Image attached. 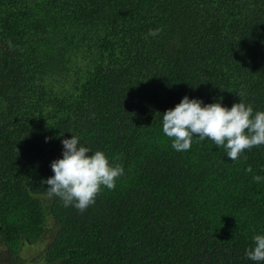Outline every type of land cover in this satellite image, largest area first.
Returning <instances> with one entry per match:
<instances>
[{"label": "trees", "instance_id": "16d2710c", "mask_svg": "<svg viewBox=\"0 0 264 264\" xmlns=\"http://www.w3.org/2000/svg\"><path fill=\"white\" fill-rule=\"evenodd\" d=\"M240 92L264 111V0H0V264H254L264 145L162 131L184 95ZM71 132L125 170L83 212L43 181Z\"/></svg>", "mask_w": 264, "mask_h": 264}, {"label": "clouds", "instance_id": "9594fccd", "mask_svg": "<svg viewBox=\"0 0 264 264\" xmlns=\"http://www.w3.org/2000/svg\"><path fill=\"white\" fill-rule=\"evenodd\" d=\"M158 31L150 30V35L155 36ZM244 96L240 92L239 101L228 107L222 98L206 103L202 98L184 95L162 114V131L171 139L176 152L190 150L194 138H198L199 142L211 140L217 149L225 150L228 159L238 160L246 150L264 145V111L255 110ZM61 143V157L50 162L53 175L43 180L47 185L46 196L59 197L65 207L83 212L95 203L102 188L115 189L125 170L104 151L82 143L81 137L73 132ZM253 179L260 182L264 177L256 175ZM245 258L254 264H264V232L253 235Z\"/></svg>", "mask_w": 264, "mask_h": 264}, {"label": "rangeland", "instance_id": "374dc122", "mask_svg": "<svg viewBox=\"0 0 264 264\" xmlns=\"http://www.w3.org/2000/svg\"><path fill=\"white\" fill-rule=\"evenodd\" d=\"M41 245H32L25 248V245L19 251V257L17 260L14 261L13 264H40L33 261V257L38 255L39 251L41 250ZM1 252V247H0ZM1 264H8L7 262H2Z\"/></svg>", "mask_w": 264, "mask_h": 264}]
</instances>
